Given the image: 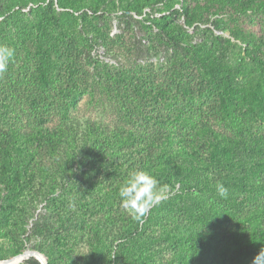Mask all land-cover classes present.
<instances>
[{
	"label": "trees",
	"instance_id": "16d2710c",
	"mask_svg": "<svg viewBox=\"0 0 264 264\" xmlns=\"http://www.w3.org/2000/svg\"><path fill=\"white\" fill-rule=\"evenodd\" d=\"M108 1L0 0L5 21L30 5L26 13L36 17L33 27L59 28L69 62L65 70L54 72L32 31L8 57H0V69L7 75L0 71V192L9 203L1 210L0 226L13 241L0 250V260L28 248L42 254L46 264H118L126 248L101 240L96 226L92 253L73 257L86 225L85 211L53 206L49 199L56 189L58 202L73 190L71 159L78 151L97 173L89 192L94 207L100 203L111 209L116 200L136 201L135 216L125 219L132 230L120 240L131 236V243L141 246L136 237L141 227L132 225L143 220L145 228L157 232L152 256L162 247L172 253L162 264H264V0H119L120 11L130 12L129 19L141 24L144 33L156 30L149 38L170 54L172 74L159 79L148 67L111 71L96 60L99 81L106 80L105 92L125 123L75 130L67 123L69 108L74 93L87 86L77 57L84 47L103 42L96 32L88 36L83 26L69 33L57 23L75 13L84 20ZM176 15L192 28L190 34L201 27L219 29L225 19L230 39L240 47L237 58L220 64L174 22ZM190 68L198 72L195 86L193 74L181 73ZM60 154L67 159L51 170L47 163H57ZM65 184L67 191L62 192ZM40 200L45 204L24 236V222L33 218ZM185 210V217L171 216ZM142 245L146 250L145 241ZM18 264L40 262L31 256Z\"/></svg>",
	"mask_w": 264,
	"mask_h": 264
},
{
	"label": "rangeland",
	"instance_id": "374dc122",
	"mask_svg": "<svg viewBox=\"0 0 264 264\" xmlns=\"http://www.w3.org/2000/svg\"><path fill=\"white\" fill-rule=\"evenodd\" d=\"M113 1V5L109 0L107 4L102 6V9L96 13L88 12L84 20H80L78 17L75 18V16H77V13H75L74 16H63L57 23L61 27L67 28L69 33H73L74 29H81L83 26L88 36L90 35L89 33L96 32L95 36L101 37L103 42V46L91 48L87 46L84 47L77 57V64L80 66L81 72L85 76V85L87 86H85L86 89L74 93L76 96H74L72 105L69 108L67 123H70L71 127L75 130L76 128L78 130H83L87 125L94 126L96 124L110 129L125 123L119 106L113 98L109 97L105 92L106 80L101 77L102 79L99 81V76H101L99 73L100 67L96 60L108 64L111 71H116L118 69L133 70L148 67L156 73L159 79L168 78L169 75L172 74V68H168V61L171 59L170 54L160 47L157 42L152 43V40L149 38V36L152 38L156 36V30L153 29L152 31L144 33L141 24H137L129 19L128 15H130V12L123 13L120 11L119 7L121 3L119 0ZM29 6L22 9L21 13L13 16L7 21L3 19V16H0V57L9 56L10 52L17 47V42L22 40L24 38L23 36H27V32L32 31L33 37L37 36L43 49H45L47 63L51 69L54 72L65 70L64 65L69 64V62L64 58V53L60 46L61 44L57 34L59 28L50 25H41L38 29L33 27L37 19L33 14L26 13ZM160 8V4L156 5L154 9L155 12L152 14L158 15V9ZM173 8L178 9V5L174 4ZM59 10L56 4H54V11L58 13ZM133 17L135 19H140L134 15ZM174 22L182 24V27H184L189 34L191 33L192 28L185 25L183 19L178 17V15L175 16ZM225 26H227V23H225V19H223L219 29L211 27L210 29L212 30L208 31L203 30V27H201L199 31L190 34L193 42L195 40L201 43L203 48L207 49L220 64L232 63L240 52L239 44L235 45V41L230 39L228 30L225 29ZM200 30H202V32H200ZM228 39L231 41L230 44L227 42ZM31 40L33 41L35 39L32 38ZM73 41L74 40H72V43ZM83 44H85L84 41L81 45ZM30 45L33 47L32 42ZM16 50L20 54L19 56H22L23 51L20 48ZM22 57H16L15 59L20 60ZM30 66H33V64L30 63ZM0 71L1 76L6 78L7 75L3 72L2 68ZM181 73L185 77H188L189 74H193L195 79L191 85H196L197 71L190 68L188 70H182ZM73 137L77 144H80L77 139L78 136L73 135ZM75 154L76 156L71 159L72 175H70L74 185L73 190L70 191L71 193H63L60 202H58L60 190L56 189L49 196L53 206H57L58 203H61L72 211L81 207L85 211L83 219L86 225L84 224V230L80 236L81 240L76 245V255L73 254V257L77 259L78 256H89L92 253V246L95 245L92 227L96 226L98 228L97 236L102 237L101 240L109 243L112 247L119 246V249L123 247L126 248L117 257L118 264H162L161 261L169 259L172 253L166 247H162L160 250L155 251L152 256L149 250H153V243H155L153 239L157 236V232L152 231L151 226L145 228L143 226V220L132 225L133 227H141V232L136 235L141 246L131 243V236H126L125 240L119 239L121 234L128 233L127 230L130 229L128 224L129 221L126 222L125 219L130 216L132 218L135 216L134 211L137 210L136 201L116 200L115 205H113L111 209L105 204L99 206L100 203H96L94 207V203L91 204L89 202V198L92 196L89 192H92L94 188L93 179L97 173L91 169V166L87 163V159L80 158V153L78 151H76ZM65 159H67L65 155L60 154L57 158V163L48 162L47 166L51 170H57V166L63 164ZM124 186H126L125 182ZM120 187L122 188L123 184H121ZM33 188L38 190L39 183L35 182ZM66 191L67 185L65 184L62 192ZM162 193L167 194L168 190H164ZM100 200L101 198L98 199V202H100ZM8 204L9 203L6 202V193L1 190L0 216H2L1 210L8 207ZM44 204L45 201L40 200L33 214V218H27L24 222L23 230H26L24 236L28 234L35 216L41 212V208ZM186 204L193 207V204L190 202ZM11 211V208L6 211L7 223L8 218L11 216ZM120 213L123 215L124 219ZM176 214H180L181 216L184 215L185 217L188 212L185 210L184 214L173 211L171 216ZM4 230L5 228L0 226V250H6L13 244V241L8 237L10 233H8V236H4ZM87 238H90V240ZM144 241L146 242V250L145 246L142 245ZM140 248L142 250H140ZM27 250L30 249L24 248L20 253ZM148 253L149 256L147 255ZM151 256L153 259H151ZM22 260L15 264L20 263Z\"/></svg>",
	"mask_w": 264,
	"mask_h": 264
},
{
	"label": "water",
	"instance_id": "95a60500",
	"mask_svg": "<svg viewBox=\"0 0 264 264\" xmlns=\"http://www.w3.org/2000/svg\"><path fill=\"white\" fill-rule=\"evenodd\" d=\"M30 256L36 258L39 262H41V259H42L43 264H46L45 257L42 254H40L38 251H34V250H27V251H24V252L16 255V256L1 260L0 264H14L17 262V260H22V259L28 258Z\"/></svg>",
	"mask_w": 264,
	"mask_h": 264
},
{
	"label": "bare ground",
	"instance_id": "6f19581e",
	"mask_svg": "<svg viewBox=\"0 0 264 264\" xmlns=\"http://www.w3.org/2000/svg\"><path fill=\"white\" fill-rule=\"evenodd\" d=\"M19 261H20V260H17V262H19ZM17 262H16V263H17ZM14 264H15V263H14ZM40 264H43V261H42V259H41V262H40Z\"/></svg>",
	"mask_w": 264,
	"mask_h": 264
}]
</instances>
